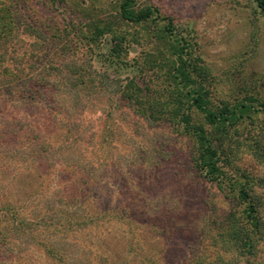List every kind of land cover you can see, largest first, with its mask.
<instances>
[{
  "label": "rangeland",
  "instance_id": "374dc122",
  "mask_svg": "<svg viewBox=\"0 0 264 264\" xmlns=\"http://www.w3.org/2000/svg\"><path fill=\"white\" fill-rule=\"evenodd\" d=\"M13 1L23 6L19 18L29 25L25 49L34 68L41 58L45 81L53 85L66 78L64 71L57 76L54 69L70 67L80 73L67 77L95 85L91 93L80 94L86 102L77 130L87 135L88 143L66 149L59 161L54 160L56 165L51 163L54 170L46 178L47 191H54L59 177L73 175L74 180L73 170L61 173L63 165H76L83 172L77 165L84 157L88 163L101 157L104 162L93 173L94 182L102 180L101 184L86 193L90 206L100 203L96 199L101 197L103 206L108 202L117 209L121 203L125 209L124 224L110 223L87 235L76 234L70 242L94 253L103 251L101 264H129L134 259L139 264H188L191 256L216 261L229 255L217 241L215 221L234 207L240 186L226 192L224 185L206 179L196 166L200 133L195 131L203 130L214 142L220 134L189 102L173 69L176 52L191 60L197 88L215 105L247 97L264 101V14L257 2L134 0L133 11L151 8L153 15L132 23L121 17L125 0ZM17 31L22 33L23 26ZM126 95L149 98L158 111L163 102L173 103L168 110L183 116L184 125L146 121ZM66 99L61 110L68 115L72 100ZM6 115L20 117L22 111L14 109ZM37 117L41 130L50 132L48 120ZM257 119L264 120V115L258 113ZM239 133L230 135L235 139ZM234 155L232 164L221 156L225 173L242 183L250 176H264V164L258 165L263 160L257 157L258 161L249 148L235 147ZM119 229L125 233L124 241ZM70 251L65 257L68 263L94 259ZM186 253L190 256L185 258ZM44 254L43 249L29 250L27 257L13 264H60Z\"/></svg>",
  "mask_w": 264,
  "mask_h": 264
},
{
  "label": "trees",
  "instance_id": "16d2710c",
  "mask_svg": "<svg viewBox=\"0 0 264 264\" xmlns=\"http://www.w3.org/2000/svg\"><path fill=\"white\" fill-rule=\"evenodd\" d=\"M133 1L125 0L120 5L122 19L132 23L150 19L153 10L133 11ZM255 1L264 14V0ZM20 10L23 6L18 1L0 0V264L23 260L29 250L36 249H43L44 255L56 258L60 264H101L99 257L103 256V251L94 253L82 245L76 247L70 240L76 234L87 235L103 225L125 223V209H121L124 208L121 203L117 209L109 207L108 202L103 206L101 197H98L96 201L101 202L90 206V199L86 196L91 187L96 189L101 184L102 180L94 182L93 173L104 159L99 157L96 162L88 163L84 157L77 165L84 169L83 172L76 170V165H63L61 173L73 170L74 180L73 175L66 179L59 177L52 193L47 191L46 185L48 173L54 170L53 166L64 156V151L88 143L87 135L77 130L81 107L86 102L85 99L81 101L80 94L91 93L95 85L91 81L80 82L67 77L80 73L79 69L70 67L54 69L57 76L64 71L66 78H60L53 85L47 83L41 58L34 68L31 54L25 49L29 25L21 23ZM22 26L23 32L20 33L17 30ZM175 54L174 78L187 90L189 102L202 114L205 123L220 134L218 141L214 142L205 136L203 130L195 131L200 133L195 164L206 179L224 185L226 192H234L236 186H240L234 207L215 221L221 250L230 254L219 256L216 261L210 257L191 256L187 263L264 264V176H250L242 183L225 173L219 164L222 155L232 164L234 149L239 146L249 148L256 159L261 158V162L257 159L259 166L264 164V120L257 119L258 113L264 115V101L247 97L215 105L197 88L194 70H190L191 60L179 52ZM200 88L206 92L204 87ZM120 94L125 98V92ZM65 98L72 100L67 107L68 115L61 110ZM128 99L129 104L138 106L137 111L146 121L184 125L183 116H178L174 109L168 110L173 103L163 102L158 111L149 98L142 100L129 95ZM112 100L116 101V93ZM47 103L53 107L47 108ZM14 109L22 111V115L8 117L6 114ZM110 114L108 117L112 118ZM37 116L48 120L52 128L50 132L41 130ZM239 131L235 139L230 135ZM136 224L142 225L140 222ZM118 236L124 241L125 233L120 229ZM201 239L200 236L198 240ZM71 249L77 257L94 259L68 263L65 257L71 255ZM185 255V258L190 256L189 253ZM129 264H139V261L134 259Z\"/></svg>",
  "mask_w": 264,
  "mask_h": 264
}]
</instances>
